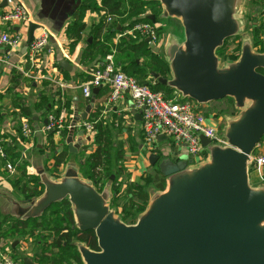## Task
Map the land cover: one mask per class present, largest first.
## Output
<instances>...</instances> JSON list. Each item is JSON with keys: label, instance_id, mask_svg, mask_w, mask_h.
<instances>
[{"label": "water", "instance_id": "obj_1", "mask_svg": "<svg viewBox=\"0 0 264 264\" xmlns=\"http://www.w3.org/2000/svg\"><path fill=\"white\" fill-rule=\"evenodd\" d=\"M154 1L161 4L160 18L181 22L183 37L167 40L169 75H151L156 83L199 104L231 98L238 113L228 116L222 129L227 144L211 143L202 135L208 158L199 163L187 161V156L174 161L150 152L148 161L158 166L166 187L151 194L135 223H126L110 207V185L99 191L72 165L59 178L38 169L43 193L27 205L13 201V212L24 220L40 218L68 199L76 227L93 230L97 238L96 250L77 243L83 264H264V183L251 182L249 161L264 137V52L256 51L244 36L236 60L223 63L217 54L226 39L242 34L245 0ZM80 4L76 0L73 13ZM149 18L155 22L154 15ZM39 27L29 23L25 51ZM60 65L68 68L69 62ZM97 92L98 87L93 88L86 111L73 115L66 137L72 153L83 145L81 139L74 143V131L88 119ZM132 112L142 120L133 105ZM85 132L81 129L80 136ZM162 139L168 138L160 135ZM23 262L35 264L28 257Z\"/></svg>", "mask_w": 264, "mask_h": 264}, {"label": "crops", "instance_id": "obj_2", "mask_svg": "<svg viewBox=\"0 0 264 264\" xmlns=\"http://www.w3.org/2000/svg\"><path fill=\"white\" fill-rule=\"evenodd\" d=\"M3 2L4 0H0V5ZM75 2L76 0H7L6 4L0 8V13L7 12L17 4L22 3L30 11L33 21L40 26H46L51 32L48 45L38 53L33 66L29 48L26 51L24 50L25 45L27 46L29 23L0 25L1 31L8 32L11 35L20 34L23 38L21 46L9 53V55H7L8 47L0 44V95L2 96L0 111L2 130L8 136L9 145L13 146L15 148L14 151L19 154L18 162H28L30 167L37 170L44 169L50 176L55 178L61 177L66 168L71 165L75 166L82 176L80 158L81 155L83 157L88 156L96 149L94 131L86 130L85 134L80 136L82 127L78 123L73 135L74 143H79L81 139L83 145L77 153H72L69 151L66 140L62 139L61 133L54 131V129H48V124H45V120L48 119L50 121L52 115L56 114L59 117L58 119L56 118L57 121L63 123V127L65 126L64 123L69 120L70 131L75 111L78 110L79 113H83L91 102L93 91L90 98L85 97L82 87L87 82L88 77L91 76L94 66L96 68L102 60L104 61L105 56L112 51H114L115 60L119 67L120 60L122 61V66H125L132 56V49L129 44L128 47L126 45L123 47L122 53L120 52V37L132 33L131 29L122 30L119 25L114 32H108L106 29L101 33L99 28L105 21L102 13L89 8L83 11L79 17H75L72 12ZM94 2L100 5V0H94ZM258 17L256 15L253 20L258 21ZM76 18H81V21L85 23V29L81 32L79 40L73 45L72 39L67 35V28ZM37 32H39V28L36 29L35 33ZM248 37L252 41V36ZM113 43L119 47L114 48ZM63 60L69 62L68 68L60 65ZM32 66L33 69H37L35 72L36 77L34 79L24 77L22 70H29ZM15 78L19 83L16 87L13 85ZM110 91L111 86L108 83L98 86V92L95 95V106L88 118L94 115L98 116L97 121L103 119V125L110 128L112 132V140L114 129H120V124L129 129L131 136L143 137L142 121L138 120L136 114L132 112L133 101L130 93L125 92L121 99L108 104ZM20 100L24 103L23 105L29 107L30 117L22 115L21 108L23 105L19 104ZM233 108L236 110L234 103ZM135 110L138 111L137 109ZM237 113L236 110L235 114L230 115L234 116ZM23 118L30 119L29 122L34 131L31 145L23 139L21 133V119ZM87 136L91 137L90 141L87 140ZM52 140L57 150L67 148L69 151L66 162L59 167L60 174H56L53 171L55 161L51 154ZM166 140L168 139L158 140L154 145L155 149L151 152L158 153L162 157H171L174 161L184 156H187V161L189 160L184 147H178L172 139H170L171 144L167 143ZM115 144L113 142L114 146ZM259 152L264 153V141L254 153ZM149 154L150 152L147 153V158ZM78 158L80 160L79 163L77 161ZM9 172L11 173V171ZM1 184L11 188V190L13 189L7 178L0 172ZM146 191L150 197L157 189L153 191L146 189ZM2 194L3 196L1 197L9 198L7 204H10L11 208L13 201L22 202L8 195V193ZM1 206L3 207L0 203ZM6 208H2V210H9ZM10 253L12 257L17 254L11 250ZM13 258L19 259L20 257ZM28 258L35 263L31 256Z\"/></svg>", "mask_w": 264, "mask_h": 264}, {"label": "trees", "instance_id": "obj_3", "mask_svg": "<svg viewBox=\"0 0 264 264\" xmlns=\"http://www.w3.org/2000/svg\"><path fill=\"white\" fill-rule=\"evenodd\" d=\"M254 2L260 6V11L258 15V21L255 23L256 26H254L253 30L251 31L252 44L256 51L264 52V0H254ZM89 8L101 12L102 17L105 19V21L100 25L99 28V31L101 33H103V31L106 29L108 32H114L118 29L119 25L122 30H125L127 28L131 29L136 22L140 21L155 24L158 21L156 17H158V15L160 16L162 12L161 4L158 1L154 0H100V5H98L97 2H94V0H81L80 6L73 15H75V17H79V15L83 11ZM151 14L155 16V22H153L149 18V15ZM109 17L112 19L110 22L108 21ZM84 29L85 23L81 21V18H76L70 23L67 28V35L70 39H72L73 45H75L79 40L81 32ZM134 33L140 36V38H131L130 34H126L125 36L120 37V52H123V47L125 45L126 47L130 45V48L132 49V56L129 59V62H127L125 66H122V61L120 60V68L127 74L134 76L139 83L146 84L153 90L163 92L166 97H173L175 95L174 89L166 85H162L161 83H156L155 78L151 75V72L159 73L161 76L169 75V65L165 57L163 55L150 52V49L147 46L149 45V43H151V41H146V37H143L135 31ZM234 38H239V35L226 39L224 45L217 50L218 56L220 55L219 53L224 48L226 43ZM113 47L117 48L119 46L114 45L113 43ZM219 57L221 58V55ZM143 59L145 60V62H143ZM102 61L100 62V64H98V66L101 65ZM116 64H118L117 61ZM96 68L94 66V69ZM16 76H18V74H16ZM90 79L91 76L88 77L86 81H89ZM18 84L19 83L15 78L13 83L14 87L18 86ZM1 99L2 96L0 95V100ZM232 101L233 100L231 98H225L220 101H216V103L221 104L222 107H224L223 103L228 104L229 102L230 106H232V108L229 110L230 112L232 111L231 114H235L236 110H234L233 108ZM19 104L23 105L24 103H22L20 100ZM21 111L22 115L30 117L29 107L23 105ZM54 117L57 119L59 118L56 114H54ZM97 118L98 116L92 115L87 119L93 121L94 123V143L96 145V149L85 158L81 156L80 172L82 173L83 177L89 178L93 182L95 187L99 190L102 189L103 182L106 178H108V176L113 179L114 176L116 177V174L112 173L113 151L115 149L112 140V132L110 128L103 125V119H99L97 121ZM68 123L69 120L64 123V127L63 123H61L62 127L60 129V133L62 139L65 140L69 133ZM1 124L2 116L0 111V139L3 140L7 151V158H3L0 156V172L3 173V175L11 184L14 185V187H17L18 185L15 182L16 180L20 179L19 176L20 172L23 171V165H19L17 167V176H13L9 171L7 172V162H18L19 154L14 151L15 148H13V146L9 145L7 139L8 136L5 131L2 130ZM54 131H57V128H55ZM263 141L264 137L262 138L260 144H262ZM51 142V154L55 161L53 171L56 174H60L59 167L64 162H66L69 151L67 148L57 150V147L54 145L53 140ZM256 150L257 148L254 152H256ZM123 154V151L117 152L115 154V160L121 159L123 157ZM119 173L120 176L125 173V167H120ZM153 178L156 189L164 190L166 187V178L161 174L155 175ZM119 187L120 186L117 184L111 186L112 193H116L114 194V196H112V199L117 198L118 194H120L123 195V198L126 200L122 204V206H120L119 215L126 223H135L138 218V214L143 212L148 204L149 194L146 189H141V186H138L134 183H129L125 191L122 190V192L120 191V193ZM43 191L44 186L40 182L38 173L26 174L24 184L19 191V200L30 202L34 198L41 195ZM116 204H118L117 201ZM53 206L62 207L61 211L64 212L63 220H66L67 224L63 228H56L57 232H59V239L53 241V243H50V245L52 247L61 248L62 252L60 253L59 257H62V261L64 260L70 264H81V256L78 252L77 243L75 242H84L87 246L96 250L98 249V245L95 232L93 230L83 232L75 226L72 206L68 199H64L54 204ZM29 225H31L32 228L27 231L26 229ZM41 226L43 225L39 223V218L24 220L20 217H13L12 215L4 214L0 209V245L1 241L4 240L9 234H15L18 237L26 235V237H32L36 234V229H39ZM40 239H43V237L40 236L39 240ZM73 240H75V242L72 243ZM11 251L16 252V248H12ZM21 257L24 258L29 256H20V258ZM34 257L32 259L34 260L35 264H59V262L54 259V256L52 258L44 257L42 252H35ZM35 259H37L38 261H35Z\"/></svg>", "mask_w": 264, "mask_h": 264}, {"label": "built area", "instance_id": "obj_4", "mask_svg": "<svg viewBox=\"0 0 264 264\" xmlns=\"http://www.w3.org/2000/svg\"><path fill=\"white\" fill-rule=\"evenodd\" d=\"M111 20L109 17L108 21ZM30 22H34L32 15L22 3L17 4L7 12L0 13V25H17ZM133 31L149 38L151 42L157 39V27L153 23L136 22L131 28V32ZM50 37V30L46 26H40L39 32L35 33L32 42L28 45L32 65L33 62H36L38 53L48 45ZM22 42L23 38L20 34L11 35L0 30V44L8 47L7 55L18 49ZM33 66L29 70H22V75L34 79L36 69H33ZM104 83L111 86L108 104L121 99L125 92L130 93L133 107L141 111L144 142L151 150L158 141V137L165 135L168 139H172L175 145L186 149L190 161L199 163L208 158V150L200 139L202 135L211 143L227 144L222 129H219L210 117L196 111L191 99L182 98L180 94L166 97L163 92L153 90L150 86L139 83L134 76L127 74L117 66L114 51L108 53L101 65L92 70L91 79L82 87L83 94L85 97H90L93 88ZM80 126L85 130L94 131L93 121H83ZM61 127V122L57 121L52 115L47 128H57V131L60 132ZM33 132L29 120L27 118L21 119L23 139L30 145ZM0 156L7 158V151L2 139H0ZM249 161L251 167L250 178L252 177L251 174L254 173L258 181L264 183V153L253 152L249 157ZM15 165L13 162L8 161V170L11 172L15 170ZM0 264H24V262L23 258L15 259L12 257L10 250H6V252L0 251Z\"/></svg>", "mask_w": 264, "mask_h": 264}, {"label": "rangeland", "instance_id": "obj_5", "mask_svg": "<svg viewBox=\"0 0 264 264\" xmlns=\"http://www.w3.org/2000/svg\"><path fill=\"white\" fill-rule=\"evenodd\" d=\"M259 11H260V6L257 5V3L254 2V0L244 1L242 5V9H241V18L244 22L243 32L241 35H239V38L237 39L234 38L228 41L226 45L224 46V48L220 51L219 54L221 55V60L223 63L236 60L239 57L240 51H241L242 38L247 35L251 36V31L253 30L254 25L257 22L253 19L255 18L256 15H259ZM156 18L158 19V21L155 23L157 27V39L149 43L147 47L150 49V52H154L156 54L164 56V50H165V46H166L168 38L171 35H176L180 39H182L183 27L181 25V22L177 19L160 18L159 15ZM130 35H131V38H135V37L140 38V36L134 33V31L130 33ZM143 62H145L144 59H143ZM192 102L195 106L196 111L201 112L207 115L208 117H210L211 121L215 125H217L219 129H223V127L226 124V118L228 116H231L230 114L232 111L230 112L229 109H231L232 106H230L229 102L228 104L223 103L224 107H222L221 104H218L215 101L210 102L208 104H199L195 102L194 100H192ZM232 104H233V101H232ZM113 135H114L113 142L116 144L114 146L115 149L113 151L112 173H115L116 177L114 176V178L111 179V177L108 176V178H106L105 181L103 182L102 189H99V190L100 191L103 190V188L106 185H110L111 187L117 184L120 186L119 187V193H120V191L122 192V190L125 191L129 183L137 184L138 186H141V189L144 188V189H149L151 191L155 190L156 185L153 181L154 179L153 177L155 175H159L160 172H159L158 166L151 165L147 158V153L154 150L155 147L152 150H150L145 145L143 137L131 136L129 134V129L124 126H121V124H120V129H117V130L114 129ZM166 141L167 143L171 144L170 139ZM120 151H123L124 153L122 155L123 157L119 160H115V154ZM77 161L79 163L80 161L79 158ZM13 163L16 164L15 170H12L11 172L13 176L18 175L16 173L17 172L16 169L19 165H23L22 166L23 171L20 172V176H19L20 179L16 180L15 182L18 185L17 187H14V185L10 183L13 188L11 190V188L4 186V184L0 185V203L3 205V207L1 206L2 208L10 207V204H7L8 202L7 200H9V198L7 197V199H5L1 197L3 196L2 193H8V195H11L13 198L19 199L20 197L19 191L21 190V187L24 184L25 175L29 173L37 174V169L30 167L28 162L27 163L26 162L25 163L13 162ZM120 167H125V173H123L121 176L119 173ZM251 176H252L251 182L254 185H257L258 183H260L258 179L256 178V176L254 175V173H252ZM85 179L90 180L89 178H85ZM114 194L116 193L111 192V199H110L109 204H110V207L114 209L116 213L119 215L120 206H122V204L126 200L123 198V195H120V194H118L117 198L112 199V196H114ZM116 201L118 202V204H116ZM19 203L22 205L28 204L25 201H22ZM1 207L0 209L4 214H9V215H12L13 217H18L14 214L13 208L10 207V208H6L9 210H5V209L2 210ZM61 210H62L61 206H58V207L53 206L46 213H44V215L41 218H39V223H41L43 226H41L39 229H36V234L32 237H26L27 235L18 237L15 234H9L4 240L1 241L0 251L3 250L4 252H6V250L8 249L11 250L12 248H16L15 253L17 254H15V256L13 257L29 255L32 258L34 257L35 252H42L44 257L52 258L54 256V259L58 261L59 264H70L64 260L62 261V257H59L60 253L62 252L61 248L52 247L50 245V243H53V241H56L57 239H59V234H58L59 232H57L56 228L57 229L63 228L67 224V221L63 220L64 212ZM31 228H32L31 225H29L26 230L29 231ZM40 236L43 237V239L39 240ZM73 242H75V240H73L72 243ZM13 243H16L14 247H13ZM75 243H79V242H75ZM36 260L37 259H35V261ZM81 264H83V262Z\"/></svg>", "mask_w": 264, "mask_h": 264}]
</instances>
